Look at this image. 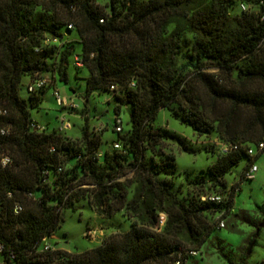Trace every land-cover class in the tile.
Instances as JSON below:
<instances>
[{"label": "trees", "instance_id": "trees-1", "mask_svg": "<svg viewBox=\"0 0 264 264\" xmlns=\"http://www.w3.org/2000/svg\"><path fill=\"white\" fill-rule=\"evenodd\" d=\"M77 43V66L89 72L85 109L94 93L116 102L113 140L109 123L98 130L87 116L77 138L33 118L58 76L68 81ZM48 74L53 82L30 89ZM124 108L130 128L119 131ZM162 109L221 143L206 147H218L216 161L179 185L175 155L161 144L171 134L154 128ZM263 141L264 0H0V264H187L233 211L264 152L248 148ZM205 188L229 190L212 201ZM79 203L103 219L122 212L131 227L80 253L45 250Z\"/></svg>", "mask_w": 264, "mask_h": 264}, {"label": "rangeland", "instance_id": "rangeland-1", "mask_svg": "<svg viewBox=\"0 0 264 264\" xmlns=\"http://www.w3.org/2000/svg\"><path fill=\"white\" fill-rule=\"evenodd\" d=\"M101 6H105L108 0H97ZM240 1L238 5L240 7ZM71 38H76L72 33ZM82 46L76 44V51L70 57L68 70V81H63L58 76L57 87L63 97H67L69 103L66 108L62 106L54 95L55 87L49 88L46 100L41 108L34 110L33 118L42 126L49 129H61L68 137L77 138L82 134V128L86 123L85 116L90 118L91 127L98 130L109 123V129L104 133L105 139L113 140L117 134L113 132L111 123L115 117L116 102L108 93H94L89 96L88 110L85 109L86 77L88 69L77 64L76 54L81 53ZM78 65V66H77ZM45 78L52 81L50 74ZM28 78L24 79L21 90L23 96H27L25 84ZM53 82V81H52ZM111 100V101H109ZM75 103L77 107L70 106ZM65 118L71 123V127L63 128L62 119ZM120 118L125 130L130 128V115L127 109H123ZM154 128L171 134L164 138L162 148L164 152L175 155L177 164V185L185 183L186 175L196 177L218 158V147L221 145L215 134L200 136L192 126L181 122L173 117L166 109H162L154 122ZM217 143L215 150L207 151L206 147L212 148ZM182 145L187 146L183 149ZM258 153L257 146H254ZM221 150V149H220ZM259 154V153H258ZM246 159L236 167L233 172L225 177L227 184L239 182ZM255 163L258 171L252 179L240 183L239 191L235 196L234 209L225 218L226 226L212 232L207 242L201 248V253L189 259L187 264H260L264 261V152L257 156ZM197 191L196 187H193ZM226 191L218 192L215 188H205L202 193L209 200L212 196H220L221 199L227 196ZM211 200V199H210ZM220 213L213 214L211 220H217ZM64 221L52 236L50 242L53 249L60 248L72 253H80L92 249L102 243L115 230L128 231L131 222L122 212L117 213L113 218L103 219L93 209L83 203L77 205V209L67 208L63 212ZM167 216L161 214L162 219ZM165 222V221H164Z\"/></svg>", "mask_w": 264, "mask_h": 264}, {"label": "built area", "instance_id": "built-area-1", "mask_svg": "<svg viewBox=\"0 0 264 264\" xmlns=\"http://www.w3.org/2000/svg\"><path fill=\"white\" fill-rule=\"evenodd\" d=\"M70 27H72V25H70ZM76 62H77V64L78 63L79 64H82V62L80 61L79 57H76ZM50 82H51V80H49L47 78L39 79V80H37V82H35L32 85H30V89L32 90L34 88L42 87L44 85L49 84ZM54 95L57 97V99H58V101H59V103L61 105H63V106H67L68 105V103H69L68 98L66 96L65 97L62 96V94L60 93L59 88L57 86L54 89ZM70 106H72V108L73 107H77V105L75 103H71ZM62 124H63V126H62L63 128L71 127V123L68 120H66L65 118L62 119ZM122 126H123V124H122V120L120 118V119H118V127H117V130L121 131L122 130ZM61 130H62V128H61ZM115 147L119 148L120 147V144L119 143H116L115 144ZM221 149H222L223 152L226 153L229 149H231V146H229L227 144H223L221 146ZM257 149H258V152L264 149V141L261 142L258 145ZM248 153L250 155H252V156H255L257 154L254 147L248 148ZM9 161H10V157L6 156V157L3 158V163L4 164H7ZM257 171H258V166H257L256 163H254V164L251 165V167L249 168V170L246 172V177L247 178H253L254 175H255V173ZM204 199H207V198L204 197ZM209 199H211L212 201H221L222 200L220 196H212ZM19 209H20V207L17 206L16 207V210L18 211ZM164 221L165 220L162 219V223H164ZM220 226L221 227H225L226 226V222H225L224 219L220 221ZM46 240H47V238L45 239V241ZM1 249H2V246H0V250ZM44 249L45 250H49V249H53V247L51 246V244L48 241H46V244L44 246ZM192 253L193 254H197V252H195V251H193Z\"/></svg>", "mask_w": 264, "mask_h": 264}]
</instances>
